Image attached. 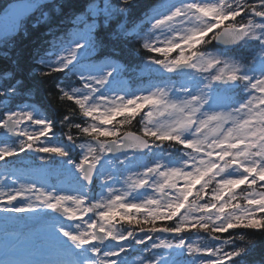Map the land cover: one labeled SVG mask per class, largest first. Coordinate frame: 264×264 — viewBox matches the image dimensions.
I'll list each match as a JSON object with an SVG mask.
<instances>
[{
    "label": "snow or ice",
    "instance_id": "obj_1",
    "mask_svg": "<svg viewBox=\"0 0 264 264\" xmlns=\"http://www.w3.org/2000/svg\"><path fill=\"white\" fill-rule=\"evenodd\" d=\"M55 7L65 26L26 58L9 47L22 24L0 34V212L28 214L50 257L17 235L0 264H248L264 237V0ZM129 44L146 53L131 68ZM37 77L83 123L50 118ZM57 123L76 135L53 143Z\"/></svg>",
    "mask_w": 264,
    "mask_h": 264
},
{
    "label": "trees",
    "instance_id": "obj_2",
    "mask_svg": "<svg viewBox=\"0 0 264 264\" xmlns=\"http://www.w3.org/2000/svg\"><path fill=\"white\" fill-rule=\"evenodd\" d=\"M11 0H0V10ZM97 3H103V0H95ZM159 2V0H134L136 5L135 12L137 14L143 12L149 5ZM63 3V0H53L52 2L43 4L50 5L48 7H39L34 13L21 20L22 31L19 36L16 37L14 47L12 48L13 55L20 54L23 58H26L30 51L46 38V33L49 30L58 32L65 26L64 17L60 13V9L55 7ZM112 3H118V0H112ZM125 47V53L123 60L127 63L130 68L139 63V57L146 55V53L135 52L136 45L129 44ZM4 50L0 49V66L4 65L3 61ZM134 74V73H133ZM135 77V75H133ZM62 79V78H60ZM35 85V101L40 104L42 110L45 111L50 118H55L57 121L63 118L64 115L72 117L70 124L83 123L79 115V109L74 103L61 100L54 87V81L52 79L44 80L37 77L34 81ZM137 121L133 122L131 126H125L122 131L127 129H136ZM55 133L64 136L65 134L76 135L77 130L69 127L66 123L61 126L57 123L54 129ZM239 190H242L241 188ZM238 199L239 195L237 193ZM124 227H128L124 225ZM244 232V230H233L232 235L238 237ZM249 237L252 236L250 233H245ZM257 246L246 259L248 264H264V237L256 236ZM238 243H242L238 241Z\"/></svg>",
    "mask_w": 264,
    "mask_h": 264
},
{
    "label": "rangeland",
    "instance_id": "obj_3",
    "mask_svg": "<svg viewBox=\"0 0 264 264\" xmlns=\"http://www.w3.org/2000/svg\"><path fill=\"white\" fill-rule=\"evenodd\" d=\"M135 75V73L133 74ZM137 86V82L134 83V87ZM139 124V122H138ZM140 127V124H139ZM56 143V142H53ZM79 159V158H78ZM38 162V161H37ZM119 187V185H116ZM243 186V185H242ZM237 189V193H238ZM243 190L245 193L249 190L246 188V186H243ZM259 190V189H258ZM101 192V189L96 191V195H98ZM241 193V192H240ZM5 215L7 214H0V256H3L14 244H17V241L14 239L15 236L20 235L21 240L19 241V246H21L23 249H28L29 245L35 244L36 246L40 247L42 249V254L40 256L41 259H47L50 258L48 254L46 253V246H47V240H48V234L47 233H41L38 237H33L31 235V231L34 228V226L38 227L34 221V226L32 228H27L23 232L20 230L22 226L20 225L22 222L20 220H23V218L28 217V214L22 213V214H8V218H5ZM16 215V216H15ZM26 216V217H19V216ZM15 217H19V222H15ZM27 224V223H26ZM190 240L193 242H199V243H205L203 240L201 232H191L186 234ZM165 237V236H161ZM171 239V237H167ZM33 247V246H31ZM30 247V248H31ZM29 248V249H30Z\"/></svg>",
    "mask_w": 264,
    "mask_h": 264
},
{
    "label": "water",
    "instance_id": "obj_4",
    "mask_svg": "<svg viewBox=\"0 0 264 264\" xmlns=\"http://www.w3.org/2000/svg\"><path fill=\"white\" fill-rule=\"evenodd\" d=\"M52 0H15L0 12V34H11L20 19L33 12L39 5Z\"/></svg>",
    "mask_w": 264,
    "mask_h": 264
}]
</instances>
